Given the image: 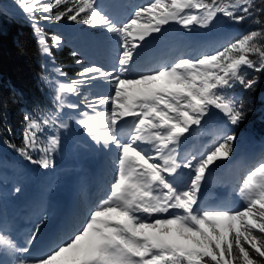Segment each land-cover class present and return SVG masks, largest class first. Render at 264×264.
<instances>
[{
  "label": "snow or ice",
  "instance_id": "snow-or-ice-1",
  "mask_svg": "<svg viewBox=\"0 0 264 264\" xmlns=\"http://www.w3.org/2000/svg\"><path fill=\"white\" fill-rule=\"evenodd\" d=\"M15 2L34 25L40 19H67L102 29L117 39L119 52L110 68L82 67L77 79L58 84L56 95L63 107L61 93L79 95L81 86L97 81L112 87L110 95L67 105L78 111L83 104L96 112L80 113L77 123L96 143L117 150L110 194L70 226L65 238L51 241L42 256L28 257V246L18 247L0 235V246L24 256L14 264H264V158L243 179L242 208L204 209L199 203L203 183L211 167L233 152L236 135L219 129L218 142L191 159L182 160L178 151L213 110L231 126L244 119L243 101L228 93L237 85L249 91L255 87L258 75L248 76L249 70L264 73V0H150L124 21L101 9L97 0ZM59 6L62 10L53 14ZM220 16L235 24L250 20L258 27L196 58L154 69L138 63L145 44L164 26L207 28ZM35 30L40 32L38 26ZM51 41L58 47L62 38L54 35ZM40 42L45 44L42 36ZM44 52L49 55L50 48L45 46ZM56 72L67 75L59 68ZM101 106L106 110L98 111ZM126 118L133 123L122 135ZM24 120L23 146L17 150L27 161L49 168L51 153L61 142L59 133L69 128L67 120L57 123L58 117L32 115ZM49 128L55 134L41 147L39 137ZM33 151L41 157L34 159ZM182 169L191 170L187 182L179 179ZM35 239L34 232L26 245Z\"/></svg>",
  "mask_w": 264,
  "mask_h": 264
},
{
  "label": "rangeland",
  "instance_id": "rangeland-1",
  "mask_svg": "<svg viewBox=\"0 0 264 264\" xmlns=\"http://www.w3.org/2000/svg\"><path fill=\"white\" fill-rule=\"evenodd\" d=\"M4 1L7 4L8 3L12 4L10 6L14 7L15 10H11V11L14 12L16 15H19L18 7L16 5L15 0H4ZM148 2H150V0ZM144 4L145 3H142L141 5H144ZM100 8L104 10V5L100 6ZM125 14L126 13H122L120 16L123 17ZM218 20L219 22L221 21L220 24L219 22L215 21L210 27L204 28V27L195 25L190 30H188L187 34L189 35L190 40L192 39L191 31L196 32L198 39H200V40H197V41H200L199 45L197 47V43H195L193 46V50L191 49L182 50L181 53H179V55L176 56V58H174L175 60L172 63L177 61L179 58H196L201 54L210 52V49L213 48L214 45H216L219 41H223L225 38L229 37L237 29V25L235 23L227 20V18L223 16H220ZM62 23H64V26L60 30L56 29L52 24H50V21H43L42 19L39 20L38 25L33 24V27H32L33 34L43 52H44L45 46L49 48L50 46H52L54 49H59L63 44H66L75 49V51L77 52L80 58V61H82V63L80 64L76 63L78 64L79 68H82L84 66H89L92 64L102 65L105 68H110L113 65V63L115 62V58L119 52L117 39L115 37H112L109 34L105 33L102 29L91 28L84 24L74 25L73 22H70L69 20H66V19H64ZM37 26L40 28V32H37L35 30V27ZM166 26H164V28ZM44 27H46L47 31L44 30L45 29ZM73 27H75L76 29L78 28L83 29L86 33L88 32L91 33L93 35L92 39L87 37V35H77L75 39V37H73L75 34V29ZM54 35H59L62 38V43L58 47L52 45L51 37ZM41 36L45 39V44H41L40 42ZM179 37H183V38H179ZM176 38L177 39L179 38V40H184V38H186L185 43L188 42V38L184 34H182L181 36H176ZM80 40L82 41V43L79 42ZM168 45H171V44H168ZM182 46L184 48V45ZM143 49H147V48L144 47ZM147 55H154V53L149 52ZM42 64L43 66L50 68L51 76L55 78L58 84L61 82H70L71 80L78 78V75H71V76H68V78H66V76H61L59 73H57L56 69L57 68L61 69V67L53 60V58L47 61L45 57L42 60ZM105 90H107V92L104 93ZM106 94L108 95L112 94V87L103 82H99V81L93 84H90V85L81 86L79 90V95L61 93L64 106L60 107V110H59L60 115L58 117L57 123H59L60 120H67L68 124L71 120H74L77 122L81 118L80 113L82 112H88L89 115L95 116L96 112L90 109H87L83 104H81V107L79 108L78 111L68 109L67 105L73 102L80 103L81 101L85 99V97H87L88 100H91L94 98V95H106ZM97 110L105 111L106 109L101 106ZM225 122H226L225 118H223L221 114H218L215 110H213L210 115L209 120L203 121L200 127L193 128V130L191 131V134L188 136L186 140L182 142L181 147L178 151L183 150L182 146H184V143L188 139H190V140L195 141L198 144H202L204 147L202 148L201 153H204L207 149L211 148L214 144L218 142L217 138H216V143L212 144L209 142L208 138L210 137V134L212 136L216 134L214 132L218 130H215V129L210 130L208 126L210 124H218L219 129H224L223 125L225 124ZM97 124H98V121H97ZM126 125H121V131H124L127 129L128 124ZM124 126H126L125 129H124ZM79 127L81 126L79 125ZM80 132H82V128L80 129ZM50 134L51 135L55 134V130L53 129L50 132ZM59 134H60L61 142L57 150L54 153H51V158L53 159L54 163L49 168H43L37 164H34L33 166L29 163L26 164L24 161L18 162L16 159H13L12 161L8 160L6 158V155L4 153V150H3V147L0 141V211H1L0 220L3 217V221L0 222V235H4L6 238L10 239L6 233V230H7L6 224H8V227H9V224L11 223V221H13L14 214H17V216H15L16 218L20 216L19 210L21 208L25 209V211H27L28 214H30L31 211H34V210H31V207L26 208L28 204L27 199H29V197L25 198L24 193H23L24 186L30 180H34V182L36 183L37 185L36 190L40 192V198L42 199L44 197L45 198L47 197L46 206L53 205V202L49 201V198H50L49 196H51L52 192H53L52 194H56V195H58L59 193L65 194L66 191L68 192L70 197L67 199V204L69 208L72 207V211H75L77 213V217L73 219L71 223L70 221L68 222L67 227H66L67 231L70 230V225L71 226L77 225L81 221L82 216L78 217V214L83 209L82 205L80 207H77L75 210L74 208L75 204H73L72 201H76L77 204H80L83 202L84 190L80 192V188L83 187L84 189V182L80 180L79 174L77 173L78 167H76V169H72L71 167L76 166L77 164V159L75 158H78L79 156H82L83 154L82 152L79 151V149L82 148L83 150H85L87 148L84 145L85 143L92 145L93 147L92 146L91 147L92 149H94V152H96L95 144L98 146L101 145L100 147H102V143L101 144L96 143L94 140H92L90 136L87 135V133L83 132L81 133V137H83L81 140L82 143H80V139H79L76 144L72 145V141L70 140V135H71L70 128L61 130ZM81 137L76 136V138H81ZM46 143H47V139L44 141L41 147L46 146ZM235 144L236 142H234V146ZM263 150H264V147L262 148V150L257 151L256 153H251V154L248 153V154L241 155L244 160V163H242V165H245L246 166L245 168L255 166L259 162L260 159L264 158ZM241 152L242 150L240 149L235 157H240ZM100 153H101L100 151L96 152L97 155H99ZM41 155L42 153L37 151V155L34 157V159H39ZM114 157L115 158H113L112 162H114V160L116 161L117 151ZM191 157L189 159H191ZM233 162L236 164L237 158L234 160V157H231L230 155L226 159L217 161V163L214 166H212L211 170L208 172L212 174L211 178L213 179L214 182H216L215 187H217L218 190L220 189V185L218 184L220 183V181H222V177H216L218 173L215 172L214 170L215 169H226L230 167ZM237 165H238V162H237ZM184 170L185 169H182L181 171H184ZM188 170H189V176H190L191 170L190 169ZM73 171L75 173L73 175L70 174V172H73ZM115 173H116V165H115ZM101 176H104V175L102 174ZM114 176L115 174L112 176H107V178L109 179V182L107 184V186L109 187V191H107V196L105 198H107L108 195L110 194V186L114 182ZM229 178H230V181L232 182V179L234 177L229 175ZM206 179H209L208 175ZM206 183L207 181H205L203 184V187L205 188V190H206ZM69 184H70L69 188L71 187L73 188V186H76L78 188L77 191L73 195L70 194L69 188L66 186ZM240 187L238 188L237 186H235L233 188L232 194L235 196L236 195L241 196L240 191H239ZM41 192L43 193L41 194ZM101 201H102V197L98 199L97 205ZM243 206L244 204H241L240 202L233 203L234 209H240ZM59 209H61V207H59L57 210ZM57 210H53V212H56ZM53 212L50 211V213L47 214L46 216L51 217ZM40 217L41 215L35 216V222H37V224L35 223L36 224L35 227H39L40 224L42 226L47 225V223L51 220V218L49 217H46V219L45 218L42 219V217L40 219ZM55 218L56 217H54L53 219ZM59 218L62 219L61 222L64 220L62 215L59 216ZM30 227L32 230L34 225H31ZM66 229H65V232H66ZM63 233H64V230L60 228L56 238H65L66 235L65 237H63ZM53 240L54 238L51 241ZM43 247L45 250L48 247V244H44ZM42 252L44 253L45 251H40L38 255L41 256L40 254H42ZM7 253H8V256L11 258V259H8L9 261L7 262V264H14L16 254L10 252L9 250H7ZM1 254L2 253H0V257H1ZM33 257H38V256L37 254H35Z\"/></svg>",
  "mask_w": 264,
  "mask_h": 264
},
{
  "label": "trees",
  "instance_id": "trees-1",
  "mask_svg": "<svg viewBox=\"0 0 264 264\" xmlns=\"http://www.w3.org/2000/svg\"><path fill=\"white\" fill-rule=\"evenodd\" d=\"M10 5L12 4L0 0V140L6 158L31 163L17 150L23 146L25 115L40 119L57 118L60 110L59 102L56 101L57 84L51 76L50 68L43 66L42 60L45 57L47 61L53 58L67 77L78 75L81 68L76 64L78 55L67 45H62L59 49L50 46V54L45 55L33 34V23L19 8V15L12 12L15 8ZM62 8L63 6L57 7L53 14ZM63 20L49 21L55 28L61 29V26H64ZM70 22L81 25L78 22ZM237 26V30L226 38L220 47H214L212 52L258 27L250 20ZM44 28L47 31L46 27ZM75 33L91 36L89 32L79 28ZM247 75H258L252 90H245L237 85L228 93L243 101L245 105L244 119L238 125L230 127L236 135V143L241 138L247 142H258L264 136V73L255 74L249 70ZM52 130L53 128H49L40 135L41 145L51 135ZM12 145L16 147L13 148ZM236 146L237 144L235 149ZM36 153L37 151L32 152L33 157ZM234 153L235 150L232 154Z\"/></svg>",
  "mask_w": 264,
  "mask_h": 264
},
{
  "label": "bare ground",
  "instance_id": "bare-ground-1",
  "mask_svg": "<svg viewBox=\"0 0 264 264\" xmlns=\"http://www.w3.org/2000/svg\"><path fill=\"white\" fill-rule=\"evenodd\" d=\"M148 1L149 0H97V3L99 4V6H103L104 5V11L110 13L112 16L116 17L119 20H120V18L118 17V15H119L120 12H122L123 5L125 3H128V6H127V8L125 10L127 12V14H125L124 17H122V19H121L123 21V20H126L129 17L131 11L136 6H140L142 3L146 4ZM173 30H175L176 33L174 35H170L169 37H167V34L170 33ZM187 32H188V29H183L180 25H178L176 23H171V24L167 25L162 30L161 33L153 34V37L148 40V43L145 44V46H144L147 49H142L141 50V53H142L141 56L137 57L138 63L144 69L152 67V66L160 65V64H163V63L164 64H168L169 63L168 61H163L160 64L155 63V64L149 66L148 62L152 61L156 57L162 58V57L171 56V57L174 58V57H176V55L181 53L182 50H185V49L193 50V46H194L195 43H197V47H198L200 41H197V40H200V39H198V36H197L196 32L191 31V35H192V39L191 40L189 39V35L187 34ZM182 34L187 36V38H188V42L187 43H185L186 38H184V40H179V38H183V37H179L178 39L176 38V36H181ZM168 44H171V45H168ZM182 45H184V48H183ZM189 46H190V48H189ZM149 52H153L154 55H147ZM149 69H154V68H149ZM105 92H107V90H105L104 93ZM106 95H108V94H106ZM71 122H74V120L73 121L71 120ZM126 124H128V123H125V124H122V125H126ZM126 126H124V129H125ZM80 129H81V127H79V128L77 127V131L79 132V135H81V133H83V131L80 132ZM99 130L100 131H107V129L104 128L103 126H101L99 128ZM127 131H128V129H126L124 131H121V134L123 135V133L127 132ZM79 139L76 138L75 135H73V133L71 132L70 140L72 141V145L76 144ZM90 146H92V145H90ZM100 146L95 144V151L96 152L97 151L101 152L99 155H97L96 152L90 153V151H88L86 149L83 150L82 148H80L79 151L82 152L83 154H82V156H79L78 158H75V159H77V164H76V167H78L77 168V173L79 174L80 180L82 182H84V189H86L85 180L90 179L91 183L96 186V190L97 191L105 192L108 188L104 184L103 178L107 177V176H112V175L115 174V165L116 164H114L115 160H114V162H112V160H113V158H115L114 155H115L117 150H116L115 146H112V147L107 148V149L104 148L103 145H102V147H100ZM194 149H197V152H200L202 150V146H200V144H199ZM100 156H102V159H101ZM108 157H109V159H108ZM89 164H92L94 166V168H95L94 176H91L90 173L85 170V165H89ZM102 174L104 176H101ZM105 175H107V176H105ZM84 176H85V178L83 179ZM80 189L83 190V187H81ZM203 190H205V188ZM42 193L43 192H41V194ZM52 193H51V196H49L50 197L49 201L53 202V205L52 206L51 205H47L46 206L47 197L46 198L44 197V198L41 199L40 198V192L38 190H36L34 192V194L31 197H29V199H27L28 200L27 201L28 204L26 206V208H30L31 207V210H34V211H31L30 214H28L27 211H25L24 215L22 217L18 216V218L15 217V216H17V214H14V217L16 219L13 217V221H11V223H14L15 221L17 222V220H19V219L23 220L26 217L27 221L31 222L32 220H34L36 215H41L42 219L43 218L46 219V217L51 218L50 223L49 222H48L49 224L47 223L50 226L53 222L56 221V219H59V216L62 215L64 220L61 223L57 224V226H56L54 231L49 233L46 241L40 242L42 244V248H43L44 244H48V247L45 249V252H47L49 250V247H50L49 242L54 237L57 236V234L59 232V229L62 228L64 230L63 237H65V235L67 234L66 227H67L68 222L70 221V223H71L72 220L77 217V213L75 211H72V207L69 208V206L67 204V199L70 197L67 191L65 192V194L59 193V195L52 194ZM24 204H25V202H24ZM59 207H61V209L57 210ZM45 210L48 211V212H46ZM49 210L52 211V212H53V210H57V211L53 212V214L50 217V216H46L47 214L50 213ZM86 211H87V209L83 208L81 210V212L78 214V217L82 216L81 220L83 219L84 213ZM33 212H36L37 214H35ZM74 215H76V216H74ZM54 217H56V218L53 219ZM2 221H3V217L1 218L0 222H2ZM19 223H20V221H19ZM65 229H66V232H65ZM25 231L26 230H22V232H25ZM16 234H19V233L17 232ZM39 252H37L35 254H37V256H39L38 255ZM0 253H2L1 257H0V261H4L7 264V262L9 261L8 259H11V258L8 256L7 249L4 246L0 247ZM44 253L42 252V254H44ZM42 254H40V255L42 256ZM34 255H32V257ZM27 256L31 257L29 254ZM16 257H17V254H16Z\"/></svg>",
  "mask_w": 264,
  "mask_h": 264
}]
</instances>
